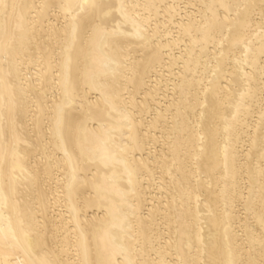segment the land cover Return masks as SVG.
<instances>
[{"label":"bare ground","instance_id":"6f19581e","mask_svg":"<svg viewBox=\"0 0 264 264\" xmlns=\"http://www.w3.org/2000/svg\"><path fill=\"white\" fill-rule=\"evenodd\" d=\"M0 264H264V0H0Z\"/></svg>","mask_w":264,"mask_h":264}]
</instances>
